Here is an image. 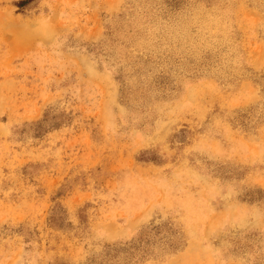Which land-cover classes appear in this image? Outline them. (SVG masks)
I'll return each instance as SVG.
<instances>
[{
	"label": "rangeland",
	"instance_id": "obj_1",
	"mask_svg": "<svg viewBox=\"0 0 264 264\" xmlns=\"http://www.w3.org/2000/svg\"><path fill=\"white\" fill-rule=\"evenodd\" d=\"M0 264H264V0H0Z\"/></svg>",
	"mask_w": 264,
	"mask_h": 264
}]
</instances>
